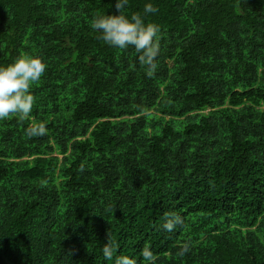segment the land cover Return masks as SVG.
I'll return each instance as SVG.
<instances>
[{
    "label": "trees",
    "instance_id": "1",
    "mask_svg": "<svg viewBox=\"0 0 264 264\" xmlns=\"http://www.w3.org/2000/svg\"><path fill=\"white\" fill-rule=\"evenodd\" d=\"M147 3L152 75L90 27L115 0H0V65H47L29 117L0 121V264H145V246L156 264H264V0L125 12Z\"/></svg>",
    "mask_w": 264,
    "mask_h": 264
},
{
    "label": "clouds",
    "instance_id": "2",
    "mask_svg": "<svg viewBox=\"0 0 264 264\" xmlns=\"http://www.w3.org/2000/svg\"><path fill=\"white\" fill-rule=\"evenodd\" d=\"M129 0H115L116 14H97L90 22V27L99 33L98 38L106 45L126 50L130 46L138 53L141 65L146 66L147 74L155 73L158 65L155 62L160 54L158 34L160 27L155 23H146L147 14H155L158 8L147 3L143 9L144 16L133 13L126 14L125 9ZM47 65L38 55L21 54L7 66L0 65V121L10 116L18 117L21 121L29 117L34 105V96L31 88L38 82L46 71ZM28 137L46 135V126L43 123H33L26 128ZM183 223L176 214H168L163 225L171 232ZM114 244L107 241L102 248L106 260L113 259ZM189 250L186 243L180 249L179 255H185ZM141 255L145 264H156L157 257L149 246L142 249ZM115 264H137V261L127 255L115 258Z\"/></svg>",
    "mask_w": 264,
    "mask_h": 264
}]
</instances>
